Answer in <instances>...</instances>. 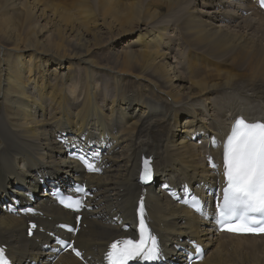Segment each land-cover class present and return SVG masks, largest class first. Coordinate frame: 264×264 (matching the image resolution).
<instances>
[{
  "label": "bare ground",
  "instance_id": "6f19581e",
  "mask_svg": "<svg viewBox=\"0 0 264 264\" xmlns=\"http://www.w3.org/2000/svg\"><path fill=\"white\" fill-rule=\"evenodd\" d=\"M196 1L0 0V238L13 264H82L69 252L51 262L36 241L49 237L26 236L34 218L49 230L74 220L49 195L70 177L94 187L75 236L93 264L115 237L133 236L139 201L164 242L146 264H181L187 237L211 250L193 264H264V235L212 237L209 207L197 218L165 191L191 188L211 202L232 118L264 117L256 0H235L233 13L230 0ZM176 49L179 65L170 60ZM229 90L250 106L225 99ZM77 152L97 156L88 161L99 172L89 174ZM142 158L152 170L146 185L138 180Z\"/></svg>",
  "mask_w": 264,
  "mask_h": 264
},
{
  "label": "snow or ice",
  "instance_id": "6c2138e0",
  "mask_svg": "<svg viewBox=\"0 0 264 264\" xmlns=\"http://www.w3.org/2000/svg\"><path fill=\"white\" fill-rule=\"evenodd\" d=\"M260 4L264 7V0H260ZM79 159L89 170L99 171V168L89 163L87 156L81 155ZM143 163L141 179L147 181L152 174L150 160L145 159ZM223 166L226 186L223 189V201L217 206L219 224L230 232L264 233V122H249L242 117L236 119L224 144ZM63 202L70 209L79 210L84 206L82 199L68 197ZM139 211L138 239L128 237L112 242L105 256L108 264H129V261L137 258L146 261L158 259V240L148 227L143 205ZM61 243L71 248L78 257L81 256L72 244L66 241ZM200 251L196 247L195 252ZM0 264H10L2 247Z\"/></svg>",
  "mask_w": 264,
  "mask_h": 264
},
{
  "label": "rangeland",
  "instance_id": "374dc122",
  "mask_svg": "<svg viewBox=\"0 0 264 264\" xmlns=\"http://www.w3.org/2000/svg\"><path fill=\"white\" fill-rule=\"evenodd\" d=\"M195 2H197L196 0H194ZM231 2L228 4V7H227V11H228V8L229 7H231L232 5H233V3H234V1L235 0H230ZM89 2H90V4L91 5H93V6H95L94 5V2H95V0H89ZM198 3L200 4V5H202V2H199L198 1ZM143 4H144V2H143ZM145 5V4H144ZM144 5H143V7H144ZM97 9V8H96ZM206 11H209V10H207V9H205ZM250 11L251 10H247L246 8H244V9H242V16H247V17H249V18H251L252 17V15H251V13H250ZM227 13V12H226ZM253 18V20H255V21H257V18L256 17H252ZM241 19V18H240ZM240 21H242V20H240ZM218 22H220V20L218 21ZM172 29V27L170 28V30ZM172 34V33H171ZM176 48V47H175ZM175 52H172L170 55L171 56H173L174 58H170V60L171 59H173L172 60V62L174 63V64H176V65H179L178 64V61H181L182 59H183V57L182 58H180V56H179V54L178 53H176V51H177V49L176 50H174ZM175 61V62H174ZM177 61V62H176ZM238 69H237V71L238 72H241L242 73V71H244L243 69L244 68H242V67H237ZM240 69V70H239ZM227 93H229V95H230V93H231V95H238V97L236 98V96L234 95V96H226L225 97V99H231V100H233L235 103H239L240 105H242V106H250V104L248 103V102H246V100L244 99V97L242 96V94H241V91L240 90H229V91H227L226 92V94L225 95H227ZM232 101V102H233ZM172 115V114H171ZM211 251V250H210ZM209 251V252H210ZM208 252V253H209Z\"/></svg>",
  "mask_w": 264,
  "mask_h": 264
}]
</instances>
